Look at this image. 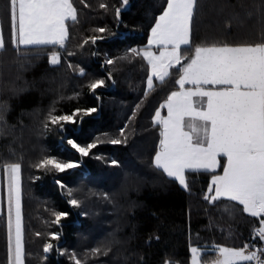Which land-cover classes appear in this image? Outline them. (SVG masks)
<instances>
[{"label":"snow or ice","instance_id":"1","mask_svg":"<svg viewBox=\"0 0 264 264\" xmlns=\"http://www.w3.org/2000/svg\"><path fill=\"white\" fill-rule=\"evenodd\" d=\"M79 3L84 9L92 7L87 0H79ZM128 6L129 0H119L118 5L101 0L98 9L104 14L111 12L119 25L122 10ZM200 7L201 0H163L159 14L153 17L146 46L130 48L123 56H106L104 64L112 69L107 70L104 78H89L86 88L96 94L97 89L106 87V81L115 85L113 70L117 63H133L140 59L146 65V86L142 90L146 99L155 90L157 82L163 85L173 76L174 69L176 88L166 95L151 117L152 125L158 128L159 142L148 165L167 182L178 184L190 195L194 193L189 176L206 175L209 179L206 189L202 190V200L205 202L203 211L210 221L218 215L223 222L221 231H224L223 225H227L233 235L239 231L240 221L251 228L248 239L240 246L211 245L215 252L211 260L205 257L207 247L189 242L186 264H264V0H218L212 8L221 18V34L197 40L196 17ZM79 23L80 9L74 0H6L3 17H0V54L11 51L19 72L38 58L37 53L45 52L47 63L54 69L66 64L78 76L86 77L82 67L65 59L76 55L68 45L70 26ZM239 30H248L252 35L239 40L229 39ZM90 31L92 34L83 37L78 48L96 45L105 38L104 34L116 35L107 25L93 27ZM92 55L99 53L94 51ZM24 91L26 88L17 86L15 81L5 80L0 71V146L6 147L10 154L0 158V171L6 181V194L0 197V217L5 219L6 229V264H27L21 183L23 155L17 157L14 147L22 139L17 130L22 133L25 125L22 119L15 123L9 120L12 101ZM78 96L79 93L68 97L60 95L59 100L49 106L36 132L45 137L55 133L62 143L66 142L79 154V159H73L71 155L61 159L42 148L31 167L44 175L52 174L55 178L78 169L86 157L103 161L104 157L94 150L103 144L127 146L130 137L136 133L132 122L144 100L135 104L116 135L105 132L79 142L69 138L68 133L74 135L84 118L98 112L95 106L58 112L56 105L60 100ZM96 99L100 96L96 95ZM162 110H166V115H162ZM69 125L77 127L69 129ZM109 165L121 167L115 159ZM35 179L39 180L41 176ZM55 184L72 208L82 207V200L76 195L78 192L85 198H102L114 204L107 192L68 188L59 178H55ZM134 207V204L130 206ZM50 215L52 218L46 224L56 225L61 230L35 233L37 237H47L42 244L45 261L55 253L65 257L68 264H90V260L113 254L131 239L121 237V229L117 227L96 246L80 253L69 251L59 245L62 221L69 213L53 209ZM153 240L158 242L161 236L150 235L148 243ZM131 255L138 257V264H145L143 255L136 251ZM124 259L127 261L128 257ZM163 264L181 262L165 257Z\"/></svg>","mask_w":264,"mask_h":264},{"label":"trees","instance_id":"2","mask_svg":"<svg viewBox=\"0 0 264 264\" xmlns=\"http://www.w3.org/2000/svg\"><path fill=\"white\" fill-rule=\"evenodd\" d=\"M6 0H0V17H3ZM92 5L91 9H84L79 0H74L80 9V23L70 26L71 39L69 49L76 52L73 57L66 60L82 67L87 76L80 77L62 64L54 69L47 63L46 53L39 52L38 58L33 59L25 69L17 71L13 63L11 51L0 54V71H3L5 80L15 81L17 86L26 88L19 97L12 101V112L9 120L15 123L22 119L24 129L17 135L21 141L14 146L17 157L23 155L22 167V205L25 228V245L27 264H68L65 257L58 254L49 255L45 261L42 259V244L47 237H37L35 233L54 232L56 225H48L52 217L50 210L67 211L69 216L62 221V236L59 245L69 251L78 253L96 246L97 242L107 236L108 232L121 229L119 235L126 240L131 237L119 250L108 257L100 256L90 264H138V257L132 256L136 251L143 255L145 264H163L165 257H172L186 264L188 256L187 246L191 242L194 246L207 247L206 259L211 260L215 252L211 245L220 244L227 246H240L248 239L251 228L244 221L239 222V231L230 234L227 225L221 224L218 215L210 221L209 215L203 211L205 202L202 200V190L206 189L209 179L206 175H190L189 183L194 194L190 195L179 187L178 184L169 183L155 170L149 167L148 161L154 154V149L159 142L158 128L151 123V117L166 95L175 90V70L173 76L165 84L156 83L155 90L145 99L142 90L146 86V65L140 59L133 63L118 62L113 70L116 80L115 85L106 81V87L97 89L96 94L90 93L86 84L89 78H104L107 70L112 66H105L106 56L115 58L123 56L130 48H143L147 44L150 27L154 23L153 17L159 14L163 0H129V6L122 10V23L116 24L111 12L104 14L98 9L101 0H87ZM118 5L119 0H106ZM218 0H201L200 13L196 17L197 40L222 32L221 18H218L212 6ZM107 25L115 36L104 34L105 38L96 45H85L78 48L82 38L91 35V28ZM127 25V27H125ZM5 34L7 38V22L5 20ZM252 33L248 30L234 31L229 39L250 38ZM99 55H92V52ZM17 75L20 79L17 80ZM79 93L78 98L60 100L56 107L58 112H70L76 107L98 108V112L91 117L84 118V122L69 138L84 140L100 136L103 133L116 135L120 127L127 122L131 110L140 100L144 103L136 119L132 122L136 133L130 137L128 145L103 144L96 151L104 157L103 161L91 157L84 158L81 167L62 173L58 177L73 189H92L97 192L109 193L114 201L109 203L102 198H85L82 193L76 195L82 200V207L72 208L67 203V197L55 184L52 174L44 175L31 167L41 149L59 158L64 159L71 155L78 160L79 154L75 153L59 136L49 133L46 137L39 136L36 129L43 119L53 101L59 100L60 95L65 97ZM96 95L100 99H96ZM23 113V116L21 114ZM164 114V112H163ZM69 129L75 125L67 126ZM22 143V147L20 146ZM9 151L0 146V158L8 157ZM17 157H11L13 159ZM115 159L121 167L114 168L109 162ZM127 174V178H126ZM41 179L36 180V176ZM5 178L0 171V197L6 194ZM134 208H130L131 205ZM115 205V206H114ZM87 213L85 216L83 213ZM189 212L191 216L189 218ZM135 226V230H133ZM159 234L160 241L153 240L148 243L152 234ZM56 243V242H54ZM128 260L125 261V257ZM0 264H6V229L5 219L0 217Z\"/></svg>","mask_w":264,"mask_h":264},{"label":"crops","instance_id":"3","mask_svg":"<svg viewBox=\"0 0 264 264\" xmlns=\"http://www.w3.org/2000/svg\"><path fill=\"white\" fill-rule=\"evenodd\" d=\"M163 112H164V114H163ZM162 115H166V110H162Z\"/></svg>","mask_w":264,"mask_h":264},{"label":"rangeland","instance_id":"4","mask_svg":"<svg viewBox=\"0 0 264 264\" xmlns=\"http://www.w3.org/2000/svg\"><path fill=\"white\" fill-rule=\"evenodd\" d=\"M21 183H22V179H21Z\"/></svg>","mask_w":264,"mask_h":264}]
</instances>
